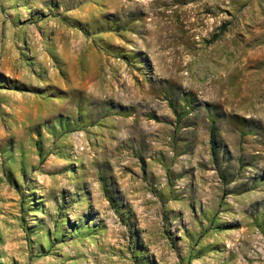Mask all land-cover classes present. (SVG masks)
<instances>
[{
  "label": "rangeland",
  "instance_id": "1",
  "mask_svg": "<svg viewBox=\"0 0 264 264\" xmlns=\"http://www.w3.org/2000/svg\"><path fill=\"white\" fill-rule=\"evenodd\" d=\"M0 264H264V0H0Z\"/></svg>",
  "mask_w": 264,
  "mask_h": 264
},
{
  "label": "trees",
  "instance_id": "2",
  "mask_svg": "<svg viewBox=\"0 0 264 264\" xmlns=\"http://www.w3.org/2000/svg\"><path fill=\"white\" fill-rule=\"evenodd\" d=\"M211 143L215 148V146H216V132H215L214 128L211 131Z\"/></svg>",
  "mask_w": 264,
  "mask_h": 264
}]
</instances>
